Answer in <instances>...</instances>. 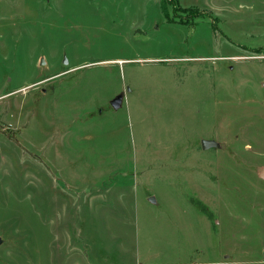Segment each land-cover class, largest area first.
Instances as JSON below:
<instances>
[{"label": "rangeland", "instance_id": "1", "mask_svg": "<svg viewBox=\"0 0 264 264\" xmlns=\"http://www.w3.org/2000/svg\"><path fill=\"white\" fill-rule=\"evenodd\" d=\"M263 170L264 0H0V264H264Z\"/></svg>", "mask_w": 264, "mask_h": 264}, {"label": "water", "instance_id": "2", "mask_svg": "<svg viewBox=\"0 0 264 264\" xmlns=\"http://www.w3.org/2000/svg\"><path fill=\"white\" fill-rule=\"evenodd\" d=\"M121 103H122V96H119L114 102H113V107L115 109H118L120 106H121ZM204 146V149H207V148H210V147H213V148H221V145L215 141H207V142H204L203 144ZM261 178L264 179V170L262 171L261 173ZM151 202H155L154 199H151ZM0 243H1V240H0Z\"/></svg>", "mask_w": 264, "mask_h": 264}]
</instances>
